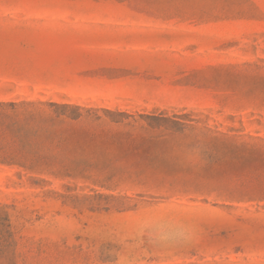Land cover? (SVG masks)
Returning a JSON list of instances; mask_svg holds the SVG:
<instances>
[{"label":"rangeland","instance_id":"1","mask_svg":"<svg viewBox=\"0 0 264 264\" xmlns=\"http://www.w3.org/2000/svg\"><path fill=\"white\" fill-rule=\"evenodd\" d=\"M0 102L18 264H264V0H0Z\"/></svg>","mask_w":264,"mask_h":264},{"label":"trees","instance_id":"2","mask_svg":"<svg viewBox=\"0 0 264 264\" xmlns=\"http://www.w3.org/2000/svg\"><path fill=\"white\" fill-rule=\"evenodd\" d=\"M25 105H35L34 103L29 104H17V103H5L0 102V130H6L14 132L16 138H29L33 129H27L28 124H21V121L14 119H50L39 111H32L24 113L23 118L19 116H11L6 112V109H11L13 112H17L19 107ZM51 107L54 108H65L80 111L82 108L72 105H59L56 103H50ZM16 115V114H15ZM79 115L75 117L77 119ZM4 132V131H3ZM39 131H35L33 136H38ZM5 137L0 135V151L5 150L6 145L3 144ZM10 159L8 157H2L0 163H8ZM13 225L11 217L8 213L0 209V264H18V254L16 252V243L14 240Z\"/></svg>","mask_w":264,"mask_h":264},{"label":"clouds","instance_id":"3","mask_svg":"<svg viewBox=\"0 0 264 264\" xmlns=\"http://www.w3.org/2000/svg\"><path fill=\"white\" fill-rule=\"evenodd\" d=\"M139 231L146 234L153 242L167 245L185 241L189 236L190 229L183 224L169 225L145 221L139 226Z\"/></svg>","mask_w":264,"mask_h":264}]
</instances>
